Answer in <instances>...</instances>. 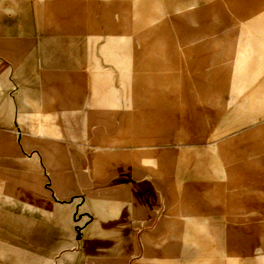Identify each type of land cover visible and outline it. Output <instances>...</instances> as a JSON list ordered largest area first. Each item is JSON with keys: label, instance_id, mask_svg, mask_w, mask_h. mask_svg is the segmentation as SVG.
Here are the masks:
<instances>
[{"label": "rangeland", "instance_id": "1", "mask_svg": "<svg viewBox=\"0 0 264 264\" xmlns=\"http://www.w3.org/2000/svg\"><path fill=\"white\" fill-rule=\"evenodd\" d=\"M0 264H264V0H0Z\"/></svg>", "mask_w": 264, "mask_h": 264}, {"label": "crops", "instance_id": "2", "mask_svg": "<svg viewBox=\"0 0 264 264\" xmlns=\"http://www.w3.org/2000/svg\"><path fill=\"white\" fill-rule=\"evenodd\" d=\"M22 55V57L24 56L23 54H21ZM20 55V56H21ZM20 56H18L19 58H20ZM27 61V63H29V65H30V67H32V68H34L35 67V62H30V61H28V60H26ZM38 65L39 66H44V65H46L45 63H38ZM106 122V121H105ZM94 123V125H97V126H100V124L102 123V122H100V123H95V122H92V124ZM103 124V123H102ZM104 124H106L107 125V127L108 128H110V130L111 131H113V130H115V129H118V124H119V122L118 121H108L107 123H104ZM104 127V126H103ZM11 131H13L14 133H16L17 135H20V134H26V135H31V136H34V134L31 132V130H27V131H25V132H21V131H18V130H11ZM108 145V143L104 140V139H100V140H97V139H94L93 141H92V144H91V146H92V149L93 150H101V151H108L110 148L107 146ZM137 176L139 177V178H144L145 176H147L144 172H142V171H137ZM158 185H159V188H161V186H160V183H159V181H158ZM6 199V201L8 202V200H7V197L5 198ZM7 202H5V203H7ZM6 206H7V204H6ZM87 248V247H86Z\"/></svg>", "mask_w": 264, "mask_h": 264}]
</instances>
